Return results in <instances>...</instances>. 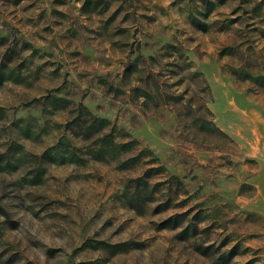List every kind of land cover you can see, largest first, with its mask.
<instances>
[{"label": "rangeland", "instance_id": "1", "mask_svg": "<svg viewBox=\"0 0 264 264\" xmlns=\"http://www.w3.org/2000/svg\"><path fill=\"white\" fill-rule=\"evenodd\" d=\"M0 264H264V0H0Z\"/></svg>", "mask_w": 264, "mask_h": 264}, {"label": "trees", "instance_id": "2", "mask_svg": "<svg viewBox=\"0 0 264 264\" xmlns=\"http://www.w3.org/2000/svg\"><path fill=\"white\" fill-rule=\"evenodd\" d=\"M86 130L89 131V130H90V127H87ZM170 221H171V220H170ZM170 221H168L169 224H170ZM168 222L166 223V224H167V227H166V228L175 229V228H178V227H179V223H178V222H176L173 226L168 225Z\"/></svg>", "mask_w": 264, "mask_h": 264}]
</instances>
